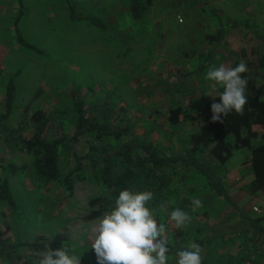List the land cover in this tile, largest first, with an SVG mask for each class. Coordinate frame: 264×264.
<instances>
[{
    "label": "rangeland",
    "instance_id": "rangeland-1",
    "mask_svg": "<svg viewBox=\"0 0 264 264\" xmlns=\"http://www.w3.org/2000/svg\"><path fill=\"white\" fill-rule=\"evenodd\" d=\"M126 2L0 0V179H9L15 198V206L0 201V227L10 243L61 234L66 248L81 257L80 264H98L91 248V229L101 216L93 220L87 216L98 209L90 202L102 194L101 186L85 172L80 175L83 178L74 176L73 194H69L65 178L76 160L65 148L60 157L61 174L52 181L32 170L29 156L15 155L8 148L4 129L15 127L35 110L50 115L51 138H71L76 102L81 101L86 115L129 126L133 137L153 143L165 154L196 151L215 163L210 155L212 133L205 123L171 124L170 111L181 105L197 114L205 93L217 95L220 87L212 91L211 82L205 79L213 66L236 67L241 62L247 70L255 66L264 53V39L246 25L264 35V0H193L186 10L181 8L184 0H148V10L138 21L124 8ZM93 17L104 26L94 23ZM233 24L236 26L224 38L215 39L223 26ZM16 25L31 46L18 42ZM11 79L17 88L13 109L2 117ZM254 129L259 133L256 143L264 140L262 127ZM128 138L124 136V140ZM93 140L86 135L73 143L74 150L85 155ZM250 158V149H236L219 170L239 205L254 216H264V191L251 193L248 189ZM10 162L28 168L13 174L1 167ZM185 181L183 184L176 176L172 179L181 187L177 204L187 196L191 200L186 206L191 221L184 230L189 229V236L195 234L197 240L210 239L200 246L202 255L217 264H237L241 254L249 256L246 236L241 233L248 225L239 212L219 199L202 175L192 172ZM194 200L201 202L195 210ZM165 228L167 239L181 233L170 218ZM194 241L191 243L198 245ZM19 253L36 254L27 247H20ZM0 264H12L1 250ZM168 264H176V259Z\"/></svg>",
    "mask_w": 264,
    "mask_h": 264
},
{
    "label": "trees",
    "instance_id": "trees-1",
    "mask_svg": "<svg viewBox=\"0 0 264 264\" xmlns=\"http://www.w3.org/2000/svg\"><path fill=\"white\" fill-rule=\"evenodd\" d=\"M131 5L134 19H140L146 9L144 2L131 0ZM92 21L102 27L104 26L100 23L99 18L93 17ZM235 26L236 24L226 28L223 26L215 39L224 38L226 32L228 33ZM246 26L254 30L258 37L264 39V35L254 26L248 23ZM16 29L18 42L31 46L21 35L18 25H16ZM255 62L252 69L241 74L248 80L246 90L248 103L243 114L232 112L229 116H222L221 120L214 121L211 105L220 102V97L213 98L210 97L211 95L204 97L203 107L197 114L181 105L170 111L169 120L171 124L177 125L185 121L205 123L207 130L212 133L209 140L210 155L215 163L207 162L196 151L165 154L153 143L133 137L132 129L129 126L120 127L107 122H100L86 115L81 101L76 102L77 116L71 138L64 135L59 138H51V117L45 110L38 109L25 115L15 127L4 129L8 148L15 155L29 156L32 160V170L49 181L58 179L61 174L60 157L62 149L71 151L76 164L73 171L65 178L69 194H73L74 176L83 178L80 175L85 172L89 173L102 188V194L90 202L92 206L98 205V209L93 210L87 216L91 220L110 211L119 192L127 188L134 191H151L153 199L147 206L152 210L156 222L165 225L167 218H170L171 211L175 208L186 211V206L191 203L187 196L184 197L181 205L177 204L181 196V187H176V182L172 183L173 177H179L180 180H183V184H186L185 180L192 176V172L200 174L204 177L207 187L216 193L219 199L232 205L239 212L241 220L248 225V229L241 231V233L246 236L245 246L248 248L246 252L249 253V256L248 254H241L237 264H247V262L264 264V216H254L239 205L237 198L231 194L219 170V167L226 164L233 156L236 149H250L249 163L252 177L248 189L251 193L264 191V140L256 143L259 133L254 129L256 125H259L264 130V100L262 99L264 94V53H261ZM16 89L15 80L11 79L7 85L5 112L2 117L11 114ZM222 91L223 88H220L217 95ZM86 135L92 136L94 140L89 144L88 153L83 155L74 150L73 143L78 142ZM124 136L129 138L124 140ZM113 142L122 145L118 147ZM1 167L13 174H18L20 171L26 170L28 165L19 167L10 162L7 166L2 165ZM0 201H6L10 206H15V198L7 177L0 179ZM179 230L180 235L178 233L171 238H166L171 249L169 260H177V251L190 248L191 242L194 240L193 243H197L199 247L206 246V243L210 241V239L208 241L207 239L197 240L198 237L195 234L189 236L190 230H184V226ZM250 232L253 234L250 235ZM46 246L66 248L65 238L58 234L53 239L40 236L33 242L10 243L3 237V231L0 227V250L5 259L12 264L18 262L21 264H38L39 253ZM20 247H27L36 254L22 255L19 253ZM200 249L202 248L200 247ZM207 258L206 254L202 255L203 264H217Z\"/></svg>",
    "mask_w": 264,
    "mask_h": 264
},
{
    "label": "clouds",
    "instance_id": "clouds-1",
    "mask_svg": "<svg viewBox=\"0 0 264 264\" xmlns=\"http://www.w3.org/2000/svg\"><path fill=\"white\" fill-rule=\"evenodd\" d=\"M246 71L247 65L241 62L236 67L223 64L213 66L206 73L205 79L211 82L212 91L217 86L223 88L216 95L220 97V102L211 105L214 121L232 112L243 114L248 103V80L241 74ZM152 199L151 191L125 188L119 192L111 210L105 212L91 229L94 234L91 248L98 264H168L171 249L165 237L166 228L164 224L156 222L152 210L147 206ZM200 203L194 200L193 209L199 207ZM170 219L177 228L191 221L189 213L181 208L171 211ZM176 256V264H203L201 249L196 244L178 250ZM80 258L70 249L46 246L39 253L38 264H80Z\"/></svg>",
    "mask_w": 264,
    "mask_h": 264
},
{
    "label": "crops",
    "instance_id": "crops-1",
    "mask_svg": "<svg viewBox=\"0 0 264 264\" xmlns=\"http://www.w3.org/2000/svg\"><path fill=\"white\" fill-rule=\"evenodd\" d=\"M143 2H144V5H145V7H146V9H145V12L148 10V0H142ZM190 1H193V0H184V2H182V5L184 6V7H181L183 10H186V8L185 7H187V5L189 4V2ZM196 1V0H195ZM198 2H199V0H198ZM201 2V1H200ZM117 5H118V3H117ZM95 6H99L98 4H96ZM118 6H120V5H118ZM124 8H126V10H127V12H129V13H132V10H131V0H128V2H126L125 4H124ZM188 8V7H187ZM85 17H89V14H86L85 15ZM142 19V17L140 18V19H135L136 21H138V20H141Z\"/></svg>",
    "mask_w": 264,
    "mask_h": 264
},
{
    "label": "built area",
    "instance_id": "built-area-1",
    "mask_svg": "<svg viewBox=\"0 0 264 264\" xmlns=\"http://www.w3.org/2000/svg\"><path fill=\"white\" fill-rule=\"evenodd\" d=\"M180 21L183 22V19L180 17Z\"/></svg>",
    "mask_w": 264,
    "mask_h": 264
}]
</instances>
